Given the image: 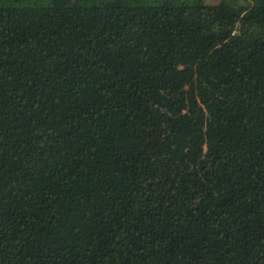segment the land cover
<instances>
[{
	"label": "trees",
	"instance_id": "obj_1",
	"mask_svg": "<svg viewBox=\"0 0 264 264\" xmlns=\"http://www.w3.org/2000/svg\"><path fill=\"white\" fill-rule=\"evenodd\" d=\"M0 264H264V0H0Z\"/></svg>",
	"mask_w": 264,
	"mask_h": 264
}]
</instances>
